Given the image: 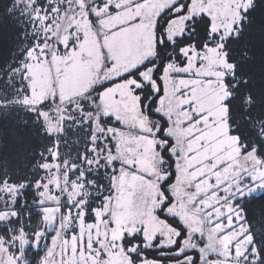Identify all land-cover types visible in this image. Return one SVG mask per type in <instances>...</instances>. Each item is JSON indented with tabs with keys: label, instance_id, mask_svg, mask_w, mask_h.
<instances>
[{
	"label": "rangeland",
	"instance_id": "1",
	"mask_svg": "<svg viewBox=\"0 0 264 264\" xmlns=\"http://www.w3.org/2000/svg\"><path fill=\"white\" fill-rule=\"evenodd\" d=\"M251 2L81 0L56 16L49 45L25 65L27 104L51 103L41 115L54 135L62 107L98 88L93 118L115 125L95 129L111 138L118 170L96 207L57 173L39 200L43 230L0 236V264H25L22 251L43 243L39 264H256L240 204L264 191V164L229 133L222 50ZM198 17L216 40L173 46Z\"/></svg>",
	"mask_w": 264,
	"mask_h": 264
},
{
	"label": "trees",
	"instance_id": "2",
	"mask_svg": "<svg viewBox=\"0 0 264 264\" xmlns=\"http://www.w3.org/2000/svg\"><path fill=\"white\" fill-rule=\"evenodd\" d=\"M80 2L0 0V214L8 215L5 223L0 222L4 240L18 233L31 239L43 230L44 205L39 200L57 173L65 172L70 182L85 185L89 207L98 206L103 197L112 194L118 166L107 159L112 156L113 143L101 129H95V122L102 127L115 124L111 118H93L99 89L62 107L61 130L54 135L46 131L41 115L51 103L27 104L25 65L35 52L49 45L56 16L62 17L66 7ZM215 40L209 37L208 20L198 17L189 22L173 46L199 47ZM168 48L166 42L160 49L155 78L167 60ZM222 50L231 65L224 79L229 133L237 138L242 152H253L264 164V0H252L234 34L223 40ZM240 209L256 264H264V191L243 200ZM45 248L44 243L35 250L25 248L21 253L25 264H39Z\"/></svg>",
	"mask_w": 264,
	"mask_h": 264
},
{
	"label": "flooded vegetation",
	"instance_id": "3",
	"mask_svg": "<svg viewBox=\"0 0 264 264\" xmlns=\"http://www.w3.org/2000/svg\"><path fill=\"white\" fill-rule=\"evenodd\" d=\"M179 260V259H178Z\"/></svg>",
	"mask_w": 264,
	"mask_h": 264
},
{
	"label": "water",
	"instance_id": "4",
	"mask_svg": "<svg viewBox=\"0 0 264 264\" xmlns=\"http://www.w3.org/2000/svg\"><path fill=\"white\" fill-rule=\"evenodd\" d=\"M165 45V44H164Z\"/></svg>",
	"mask_w": 264,
	"mask_h": 264
}]
</instances>
